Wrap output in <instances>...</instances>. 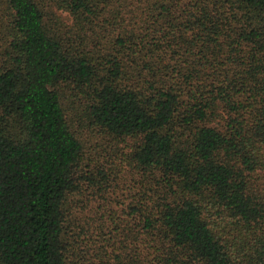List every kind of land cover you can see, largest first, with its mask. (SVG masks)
I'll return each mask as SVG.
<instances>
[{
    "label": "trees",
    "instance_id": "obj_1",
    "mask_svg": "<svg viewBox=\"0 0 264 264\" xmlns=\"http://www.w3.org/2000/svg\"><path fill=\"white\" fill-rule=\"evenodd\" d=\"M0 264H264V0H0Z\"/></svg>",
    "mask_w": 264,
    "mask_h": 264
}]
</instances>
